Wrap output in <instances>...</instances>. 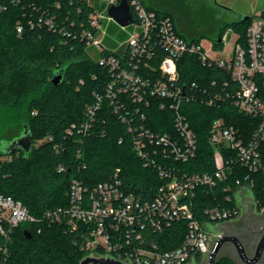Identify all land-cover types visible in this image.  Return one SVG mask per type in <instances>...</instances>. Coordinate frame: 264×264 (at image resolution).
I'll list each match as a JSON object with an SVG mask.
<instances>
[{
    "label": "trees",
    "instance_id": "16d2710c",
    "mask_svg": "<svg viewBox=\"0 0 264 264\" xmlns=\"http://www.w3.org/2000/svg\"><path fill=\"white\" fill-rule=\"evenodd\" d=\"M180 1L183 0H151V3L142 0L147 9L170 17L183 38L199 44L209 37V32L196 27L189 38V31H180V17L186 14L176 4ZM103 6L98 0H22L18 5H8L0 15V111L4 110L18 122L22 127L19 134L27 126L34 139L29 154L23 150L6 154L0 146V194L21 201L36 219L14 229L7 243L8 264H81L88 256L84 246L86 226L73 230L66 221L51 223L45 218L50 210L69 206L73 180H80L91 191L118 174L122 189L142 201L153 200L167 181L160 176L158 167L147 166L137 155L128 126L141 123L155 132L173 133L172 110L160 109L156 100L149 106L125 100L129 109L141 108L146 119L142 120L141 114L135 115L133 110L134 120L122 121V112H116L112 99L107 97L113 71L100 58L115 54L126 59L130 50L118 47L128 34L115 23L110 24L104 39L106 49L95 57L82 39V30L90 29L91 14ZM249 22L238 19L223 24L214 47L223 48L221 39L227 31L238 34V41L244 45ZM18 27H22L21 33ZM113 49L118 51L113 53ZM165 54L162 48L155 50L153 69L159 67ZM61 71L62 83L55 86L53 78ZM179 72L190 97L184 101L182 111L197 136L198 154L187 163L169 166L187 173L212 172L216 169L209 141L213 121L222 119L248 140L257 131L259 120L240 112L231 99H224L235 93L237 85L215 63L210 65L196 55H184ZM216 94L223 96L221 102L207 105L205 100L215 98ZM99 97H102L100 103ZM98 103L90 128L79 132L90 119V109ZM11 139L0 138V141ZM262 157L264 160V147ZM238 180L253 183L258 208L264 210V174L253 173L236 163L226 181L219 182L215 188L198 189L194 200L197 219H204L206 209L233 207L234 201L227 199L233 198ZM25 231L31 234L30 239ZM186 232L187 223L178 221L163 233L147 232L146 236L168 250L178 247ZM5 245L0 235V256ZM217 264L236 263L232 258L221 257Z\"/></svg>",
    "mask_w": 264,
    "mask_h": 264
},
{
    "label": "built area",
    "instance_id": "2783aa9c",
    "mask_svg": "<svg viewBox=\"0 0 264 264\" xmlns=\"http://www.w3.org/2000/svg\"><path fill=\"white\" fill-rule=\"evenodd\" d=\"M127 1L133 17L132 24L126 27L118 25L109 16L111 5L103 10L96 8L89 19L90 29L84 28L81 36L92 52L100 56L106 49L104 39L108 36L110 24L115 23L128 34L127 40L118 47L130 50L126 59L122 60L115 54L100 58L101 63L110 65L113 71V82L108 87L107 97L112 99L115 111L122 112V121H133V110L135 115L141 114L142 120L146 119V113H141V108L129 109L125 100L145 106L156 100L160 109L172 110L173 133L155 132L141 123L128 126L137 155L147 166L158 167L160 176L167 181L159 187L153 200L142 201L122 189L118 174L112 181L101 183L91 191L75 179L69 191V206L50 210L45 218L51 223L66 221L73 230L86 226L84 246L89 253L87 257L110 258L123 264H188L199 255L209 257L217 241L225 235L223 227L226 224L242 215L264 213L258 208L253 183H241L240 180L236 182L238 188L233 198L227 199L234 201L233 207L206 209L203 220L197 219L194 211L198 189L215 188L219 182L226 181L234 164L240 163L253 173L264 174V0H250L261 3L262 7L247 16L246 21L250 22L245 44L238 41V34L233 38L234 33L231 32L229 39L226 36L221 39L224 46L220 49L221 55L217 56L209 55L201 42L197 44L183 38L170 17L147 9L142 0ZM21 2L0 0V15L8 9V5ZM90 4L95 3L90 1ZM18 32H22V27H18ZM101 33L103 37L99 39ZM232 39L235 42L231 48H225ZM157 48L164 49L166 54L159 67L153 69L151 62ZM118 49H113V53ZM188 54L198 56L203 63H215L227 71L237 90L224 99H231L240 112L259 120L257 131L248 140H244L238 129L226 125L222 119L213 121L209 141L216 169L212 172L187 173L169 166L172 163H187L198 154L197 136L182 111L184 101L190 97L180 81L179 64L182 57ZM222 97L216 94L215 98H208L205 102L212 106L221 102ZM98 101L100 103L102 97ZM99 103L90 109V119L79 132L90 128ZM69 133L72 131L69 130ZM35 220L21 201L0 194V235L6 241L0 264H8L7 243L14 229ZM178 221L187 223V232L176 248L163 250L155 239L146 236L147 232L163 233Z\"/></svg>",
    "mask_w": 264,
    "mask_h": 264
},
{
    "label": "rangeland",
    "instance_id": "374dc122",
    "mask_svg": "<svg viewBox=\"0 0 264 264\" xmlns=\"http://www.w3.org/2000/svg\"><path fill=\"white\" fill-rule=\"evenodd\" d=\"M151 3V0H148ZM100 5H104L100 9L103 10L109 5L118 4V0H98ZM179 4L181 10L186 14H182L180 17V31L185 33L189 31V38L196 32L197 28H204L209 32V37H204L201 41L205 51L212 56L221 55L220 48L214 47V42L218 40V34L220 29L224 26L223 24L234 20L235 16H250L261 9V3L250 1V0H183L182 2L176 3ZM174 7L175 3H172ZM175 9V8H174ZM195 23V24H194ZM197 27V28H196ZM196 28V29H195ZM184 30V31H183ZM201 33L204 31L200 30ZM187 34V33H186ZM193 34V35H192ZM231 31L225 32L223 37L226 36V39L231 37ZM236 33L233 34V38L236 37ZM103 37V33L100 34L99 39ZM235 42L234 39L231 40V44H227L225 48H231V45ZM93 57L96 56L94 52L91 53ZM4 110L0 111V138L1 139H11L14 136L18 135L22 127L11 118ZM10 118H9V117ZM13 119V120H12ZM244 215L240 216L238 219L231 221L228 225V230L235 232L237 227L242 223ZM241 219V220H240ZM264 225V222H262ZM235 234V233H234ZM236 235V234H235ZM237 236V235H236ZM239 236V235H238ZM240 238L242 242L247 246V249H253V239L247 237V235H241ZM229 257L232 258L236 264H244L238 258L236 251L231 244H225L219 254V258ZM188 264H208V258H204L203 255L197 256ZM259 264H264V257L259 262Z\"/></svg>",
    "mask_w": 264,
    "mask_h": 264
},
{
    "label": "water",
    "instance_id": "95a60500",
    "mask_svg": "<svg viewBox=\"0 0 264 264\" xmlns=\"http://www.w3.org/2000/svg\"><path fill=\"white\" fill-rule=\"evenodd\" d=\"M109 16L120 26L126 27L133 23V17L131 13L130 6L127 0H121L118 5H111L109 8ZM247 16H235L234 22L238 19H242L243 21L247 20ZM220 41V40H219ZM63 80V72L57 73L53 78V84L55 86H59ZM0 146L4 153L11 154L18 150H23L26 154H29L34 148V139L33 136L27 126L24 127L23 131L11 140H2L0 141ZM25 235L28 239L32 236L28 231H25ZM225 244L233 245L236 254L241 262L244 264H258L264 255V234L259 239L255 254L251 257L248 255L247 250L245 248L242 240L233 234H225L221 237L215 246L213 247L211 253L208 257V264H217L219 254ZM81 264H123L119 261L110 259V258H92L87 257L84 259Z\"/></svg>",
    "mask_w": 264,
    "mask_h": 264
},
{
    "label": "flooded vegetation",
    "instance_id": "af4514ba",
    "mask_svg": "<svg viewBox=\"0 0 264 264\" xmlns=\"http://www.w3.org/2000/svg\"><path fill=\"white\" fill-rule=\"evenodd\" d=\"M244 216L245 217H243L244 219H243L242 223H240V225L237 227L235 232H232V231L228 230L229 227H227L226 230H225V234H233V235L236 234L237 236L239 235L238 236L239 238L241 237L240 234L241 235H245L246 234L247 237H250L251 239H253V243L252 244L254 246H253L252 250L247 249V246H245L248 255L252 257L255 254V249H256V246H257V243H258L259 239L264 234V225H262V222H264V213H255V214H252V215L251 214H246ZM229 223L227 225H229ZM263 257H264V255H263Z\"/></svg>",
    "mask_w": 264,
    "mask_h": 264
},
{
    "label": "crops",
    "instance_id": "0c3cea01",
    "mask_svg": "<svg viewBox=\"0 0 264 264\" xmlns=\"http://www.w3.org/2000/svg\"><path fill=\"white\" fill-rule=\"evenodd\" d=\"M227 227H228V225L226 224V225L223 227V230H226Z\"/></svg>",
    "mask_w": 264,
    "mask_h": 264
}]
</instances>
